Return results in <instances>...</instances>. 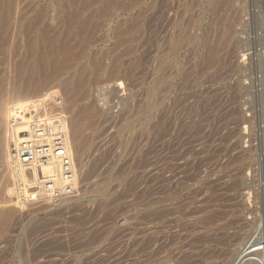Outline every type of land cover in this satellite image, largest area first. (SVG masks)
<instances>
[{
    "label": "rangeland",
    "instance_id": "1",
    "mask_svg": "<svg viewBox=\"0 0 264 264\" xmlns=\"http://www.w3.org/2000/svg\"><path fill=\"white\" fill-rule=\"evenodd\" d=\"M97 1L23 0L3 28L0 170L10 161L1 139L17 103L53 104L59 96L72 146L87 143L71 153L75 188L18 206L13 184L7 201L9 178L0 179V264H232L244 242L264 240V0ZM40 8L78 47L57 54L62 69L39 96L21 99L23 29ZM205 43L217 53L208 55ZM78 79L77 95L59 87ZM87 107L90 115L78 120Z\"/></svg>",
    "mask_w": 264,
    "mask_h": 264
},
{
    "label": "bare ground",
    "instance_id": "2",
    "mask_svg": "<svg viewBox=\"0 0 264 264\" xmlns=\"http://www.w3.org/2000/svg\"><path fill=\"white\" fill-rule=\"evenodd\" d=\"M21 1H23V0H0V21H1L0 22V53L1 52L5 53L4 51L7 49V44H8L7 43V39L9 38V37L7 38V36H4L3 35V31L5 30L4 27L7 26L8 21L11 22L12 19L10 20V18H11V15L10 14H11V12L14 14L13 11L16 12V10L19 8V6H21V4H20ZM95 1L98 2L97 0H95ZM221 2H222V0H221ZM117 3L119 4V2H117ZM18 4H20V5L18 6ZM85 4H87V3H85ZM90 4H93V2L90 3ZM114 4H116V3H114ZM25 5L26 4L24 3V6ZM16 6H18V8L17 9L15 8L16 10H13V8L16 7ZM102 6H103V4H102ZM107 7L108 6H106L104 8H106V9L110 8V7H108V8ZM20 8H19L20 10L23 9L22 6ZM64 8H66V6ZM120 8H123V7L120 6ZM125 8H126V6H124V9ZM29 11H30V8H29ZM29 11H27V12L30 13ZM76 11H79V10H76ZM80 11H81V8H80ZM92 11H93V9H92ZM99 11L100 10H98V12ZM105 11L106 10L104 9V12ZM98 12H96V14ZM101 12H102V10H101ZM104 12H102V15H103ZM88 13L90 14V12H88ZM73 14H75V13H73ZM54 15H55V18L54 19L55 20L57 19V24H59L60 21H61V19L59 18L58 13L56 12ZM91 15H92V13H91ZM91 15H89V16H91ZM105 15H106V13H105ZM19 16H21V14ZM47 16H48V11L46 10V8H40L37 11V13L35 14V16L32 17L29 20V22L27 21L26 26H24L25 28L23 29L24 34H28L25 37V38H28L27 41H25V42H27V44L23 42L24 45L27 46V52H26L25 59H27L26 65H27L28 68L25 71V73H23L24 76H21L20 75L21 80L19 79V77L16 78L17 80L18 79L20 80V84H19L17 90H18L19 96H21L20 97L21 99L22 98H24V99L25 98H28L29 96L30 97L31 96L32 97L33 96H36V97L39 96L41 94L39 92L40 91L42 92V90L44 89V87H47L46 85L48 84V82L50 80H52L53 78L58 77L57 75L56 76L54 75L55 77H52L51 75L58 74L61 71V69H62V63L60 65V64H58L60 61L58 63L55 62L56 61L55 60V57H58L57 54L60 53L61 50L62 51L64 49H68L69 50V49H72L73 47H78V46H76V43L73 44L75 46L71 45V46H73L72 48L68 44V41L71 42V41L74 40V38H71L73 40H69L70 39L69 38L68 41L67 40H64L65 37H63L64 39L63 38H60L59 35H58V32H56L59 28L56 31H55V29L51 28L48 25V23H47V20H46L47 19ZM77 17H79V16H77ZM20 18H22V17H20ZM66 18L68 19L69 17H66ZM89 18L87 16V19H89ZM87 19H85V21H87ZM69 21H73V20H69ZM75 22H72V23H75ZM92 23H93V26H94L95 24H94L93 21H92ZM133 23H135V22H133ZM13 24H15V23H13ZM16 24H17V22H16ZM69 24H70V22H69ZM83 24H85L84 26H87L88 25L87 23H83ZM80 25L81 24H79V27H80ZM129 25H131V24L129 23ZM133 25L130 27V29L134 27ZM96 26H98V25H95L94 27L96 28ZM218 26H220V25H218ZM229 26H231V25H229ZM3 28H4V30H3ZM14 28H17V27L15 26ZM86 28L87 27H85L84 29H86ZM90 28H92V26ZM93 29H91V30H93ZM82 30L83 29L81 27V30H80V28H78L77 31L81 32ZM91 30H89V33L92 34L93 32H90ZM11 31H12V29H11ZM117 31H119V30H117ZM220 31H221V27H220ZM8 32H10V31H8ZM128 32H127V34H128ZM72 33H74V32L72 31ZM84 33H85V30H84ZM84 33H82V34H84ZM117 33L118 32H116V34ZM140 33H142V32H140ZM82 34H81V36H82ZM121 34H122V39H124V37H123V34H124L123 31L122 32L120 31V36H121ZM78 36H79V40H81V42H82V39H80L81 38L80 35H78ZM69 37H71V36H69ZM90 37H93V36L91 35ZM216 37H218V36L216 35ZM87 38L89 39V37H87ZM10 39H12V37ZM122 39H120V40H122ZM136 39H138L137 36H136ZM136 39H135V41H136ZM115 40H116V38H115ZM128 40L130 41V39H128ZM215 40L217 42L219 39L218 40L215 39ZM126 41H127V39H126ZM81 42H78V43L80 44ZM118 42H120V41L118 40ZM116 43H117V41H116ZM122 43H125V42L122 41ZM120 44H121V42H120ZM221 44H222V40H221ZM115 45H117V44H115ZM117 47L115 46V48H117ZM204 48H205V50H207L208 55H214L215 52H216V49H217L214 45L212 46V45H209V44L208 45L206 44V46ZM16 49H18V48H16ZM68 50H67V52H69ZM62 51H61V53H63ZM65 51L66 50H64V52ZM80 51H81V49H80ZM10 52L11 53H9V54L7 53L8 55L6 54L7 60L9 61L8 62L9 64L12 62V51L10 50ZM120 52L122 53L123 51H120ZM129 52H127V53H129ZM204 52L206 53V51H204ZM61 53H60V55H61ZM125 53L119 54V55H121V56L123 55L124 56ZM2 54H0V55H2ZM104 55H105V53H104ZM208 57H209V61H211L212 60V57L211 56H208ZM67 58H68V55L66 57V61H67ZM210 58H211V60H210ZM4 59H6V57H4ZM68 59H70V58H68ZM206 60H208L207 59V56H206ZM52 62H53V64H51ZM204 62H205V60H204ZM17 63H19V62H17ZM211 63H213V62H211ZM21 64H22V62H21ZM206 64H207V62H206ZM16 66H17V64H16ZM20 66L21 65H19L17 68H19ZM7 68L9 69V67H7ZM22 69H23V67H22ZM21 70H19V72ZM19 72H17V73L19 74ZM79 72H82V71H79ZM20 74H22V73H20ZM17 76H19V75H17ZM77 76H79V75H77ZM79 77H81V76H79ZM82 81H84L83 82V84H84L85 83V80L83 79ZM68 82H69V80H68ZM68 82L66 81V83L61 84L59 87L62 90L68 92L69 94L72 93L73 90H76V92L74 91L72 93V96L73 95H77L78 91L80 90V88H81V86L83 84L79 81V79H78V82H80V83L77 82V84H76L77 86H73L71 83H68ZM4 87H6V86H4ZM8 87H9V85H8ZM6 88H5V90H6ZM14 90H15V87H14ZM3 91H2V88H0V120H2V121H3V117H4V108H7V107H5V105H6L5 103L6 102H4L3 99L4 98H8L6 96V93H3ZM14 96H15V93H14ZM15 97H17V96H15ZM79 97H81V95ZM73 100H75V99H73ZM7 101H8V99H7ZM78 101H79V99H78ZM73 102L74 101H71V103H73ZM44 107H46V108H44ZM89 108L87 107V108H84V109H82V108L79 109L78 115L75 114L78 117V120L81 119L82 114H85V115L87 113L89 114V112H90L89 110L91 109V108L90 109ZM41 109H42V111H40ZM92 112L94 113V111H92ZM7 113H8V115H7L8 119L6 118L7 120H5V121H7L6 122L7 124H5L4 128L6 130V125H7V128L9 130V132H8L9 133V137L8 136L6 137L7 140L6 139L4 140L5 137H3V139H1V143L2 144L4 143L5 144V147H6V143H7V146H8V144H10V146H9L10 147V150H9V156H10L9 159H10V161L7 162L8 167L4 164V166H6L7 169H1L0 170V179L1 180L4 181V178H6V175H7V178H9L8 179L9 182L7 184H5V191H4L5 192V198L4 199L7 200L8 197H9V199L7 201H10V196L12 195L10 193V185H11V188H12V184H13V189H14V201H15V203L18 206L25 205L27 203V201H29L30 199L36 198V197L43 196L44 198L47 199L48 196L50 197V195H52V191H54L53 188H55V187H53V186H55L57 184H59L58 187H60L61 190H66V188L64 186L66 184H68L67 185L68 187H69V184L74 185L73 182H74V180H76V170H75L76 169V165L74 163L75 161L73 162L72 154L75 155V153H78V151H80L82 149L83 143H85V142L87 143V141L84 138H82L83 139L82 142L80 141L81 142L80 144L75 145L76 146V149H80V150H75L74 146H72V143L71 142L74 141V140H71V139H73L74 137L71 138L68 135V133H69L68 121L66 119L65 113L63 112L62 106L61 105H56L55 103H53V104H50V103L40 104V102H35V103H30V102H28V103H17L15 105H12ZM97 114L99 115L100 113L97 111ZM94 117H95V115H94ZM92 118H93V116L91 117V119ZM74 119L76 120V118H74ZM82 119H84V117ZM2 121H1V123L4 122V121L3 122ZM72 121H74V120L72 119ZM92 124H93L92 122H91V124L90 123L89 124L87 123L86 124L87 126L85 125V127H87V129H88V127H89L88 125H90V126H94L95 125V124L94 125H92ZM77 125H79L78 121H77ZM78 128H80V130H81L82 127L79 126ZM78 128L76 127L75 133L78 131L77 130ZM71 130H73V128H71ZM83 130H84V128H83ZM3 132H4V130H3ZM70 135H71V131H70ZM73 135L74 134H73V131H72V136ZM79 135L80 134L78 133L77 137H79ZM9 138H11V139H9ZM84 140H85V142H83ZM12 144H13V148H12ZM2 146H4V145H0V164L6 158V150H4L2 152V149H1ZM65 154H66V156H64ZM70 172H71V175H69ZM2 186H1V189L0 190H2ZM50 188H52V189L50 190ZM11 192H12V190H11ZM10 213H11L10 210H6L3 214L5 215V217H8V216L11 215ZM2 218H3V216H2ZM2 218H0V220ZM5 220H6V218H5ZM236 254H238V253H236ZM234 259L235 260H234V262L232 264H243L245 262H247L248 264H264V240H260V242H259V241L255 240L254 238L251 237V239H249L247 242H244V244L242 245V248L239 250V254ZM232 260H231V262H232Z\"/></svg>",
    "mask_w": 264,
    "mask_h": 264
},
{
    "label": "built area",
    "instance_id": "3",
    "mask_svg": "<svg viewBox=\"0 0 264 264\" xmlns=\"http://www.w3.org/2000/svg\"><path fill=\"white\" fill-rule=\"evenodd\" d=\"M47 97V96H46ZM59 98V96H55V98H54V101H55V104L56 105H61L62 103H63V100L62 101H60V102H57L56 103V101H57V99ZM63 99V98H62ZM41 101V100H40ZM47 101H45L44 103H46ZM41 103V102H40ZM44 103H41V104H44ZM44 108H46V107H44ZM64 156H66V154L64 155ZM69 175H71V172L69 173ZM76 182H77V180H74V185H72V184H69V187L67 186L68 184H66V185H64L65 186V188H66V190L67 189H70V188H75V185H76ZM58 185L59 184H57V185H55V186H53V187H55V188H53L54 189V191H52V195L54 194V192L55 191H57V190H59L60 189V187H58ZM52 188H50V190L52 189ZM56 189V190H55ZM64 191V190H63ZM33 196V195H32ZM51 196V195H50ZM37 198V197H36ZM33 199H35V198H33ZM30 200H32V199H30Z\"/></svg>",
    "mask_w": 264,
    "mask_h": 264
}]
</instances>
